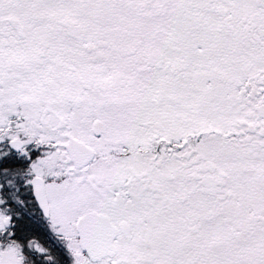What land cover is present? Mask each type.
<instances>
[{"label":"snow or ice","instance_id":"snow-or-ice-1","mask_svg":"<svg viewBox=\"0 0 264 264\" xmlns=\"http://www.w3.org/2000/svg\"><path fill=\"white\" fill-rule=\"evenodd\" d=\"M0 264H264V0H0Z\"/></svg>","mask_w":264,"mask_h":264}]
</instances>
